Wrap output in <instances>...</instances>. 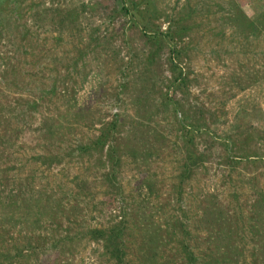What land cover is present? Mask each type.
<instances>
[{
	"label": "rangeland",
	"instance_id": "374dc122",
	"mask_svg": "<svg viewBox=\"0 0 264 264\" xmlns=\"http://www.w3.org/2000/svg\"><path fill=\"white\" fill-rule=\"evenodd\" d=\"M262 11L0 0V264H226L204 238L217 206L239 264L259 262L247 216L264 213V32L246 22ZM14 203L18 223L2 212Z\"/></svg>",
	"mask_w": 264,
	"mask_h": 264
},
{
	"label": "trees",
	"instance_id": "16d2710c",
	"mask_svg": "<svg viewBox=\"0 0 264 264\" xmlns=\"http://www.w3.org/2000/svg\"><path fill=\"white\" fill-rule=\"evenodd\" d=\"M122 9H123V12L128 11V8L126 5H123ZM239 12L240 10L236 12L235 16H238ZM246 23L251 32H254V33H258L259 31L264 32V11H262L255 19L247 20ZM164 34H167V32ZM251 73L253 74L252 76L253 80L257 79L258 72L251 71ZM263 75H264V70H263ZM52 126L53 125L50 124L51 128ZM114 126H115V122H110V126L107 127L104 132H101L98 135V137L95 139V141L97 143L104 142L107 139L106 137L110 136V130H112ZM114 150H115V146H112V144H110L109 149L107 150V155L109 158H113V155L111 156V154L114 153ZM261 197L262 196H260L256 204L258 205V207L261 206L264 201L261 199ZM14 205L15 206L18 205L20 207L15 208V206L12 205L10 209L2 208V212L4 213V215L9 214L10 216H12L15 219V222L18 223L19 221L22 220V218H24L25 213H22L23 211H21L23 209L21 204L14 203ZM40 205L43 206V203H40ZM41 206L36 205L34 210H32V212L35 215H40L42 213ZM226 213L228 214V211ZM209 214H210V218L208 219V221L212 222L213 224H210V226H212L211 229L209 228V226L206 227L207 232L204 238H205V243L208 244L215 252H217L216 256L213 258V261L219 260V261L226 262V264H239V260L237 258V255L239 253L238 252L239 245L237 244L239 242V239H237V234H238L237 229L234 228L231 224H228L229 219H227L225 212L223 213L219 209L218 206L216 207V211H209ZM51 215H52V212H50L45 217V219L49 220ZM247 217L248 219L251 218L252 221H254V223H252V225L249 226V231L251 232L256 231V230L259 231L260 236H261L260 239L262 241L260 244H256V243L253 244L254 245L253 254L254 255L256 254L254 258L259 260V262L255 261L253 263L264 264V213L258 212L257 215L247 216ZM219 226L221 227V230H219L220 229ZM255 227H256V230H255ZM115 229L116 228L112 229L114 232L108 231L106 240L114 245V247H112L111 254L117 257L118 260H121L120 259L121 257L120 248H119V242H118L119 240H117L119 238L121 229L120 228H117V230ZM105 232H106L105 230H102L99 228H96L91 231V233L97 238H100V237L104 238ZM253 238L257 239L255 234H253ZM211 242H213L214 244L211 245ZM187 252L190 253V257H191V252L189 250H187ZM7 254H8V251H7ZM253 254L251 255L253 256Z\"/></svg>",
	"mask_w": 264,
	"mask_h": 264
}]
</instances>
